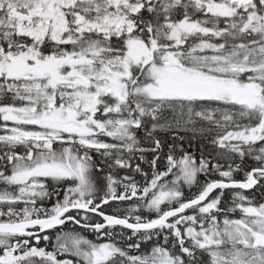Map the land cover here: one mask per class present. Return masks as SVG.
Segmentation results:
<instances>
[{
    "label": "snow or ice",
    "instance_id": "obj_1",
    "mask_svg": "<svg viewBox=\"0 0 264 264\" xmlns=\"http://www.w3.org/2000/svg\"><path fill=\"white\" fill-rule=\"evenodd\" d=\"M0 120V264H264V0H0Z\"/></svg>",
    "mask_w": 264,
    "mask_h": 264
},
{
    "label": "trees",
    "instance_id": "obj_2",
    "mask_svg": "<svg viewBox=\"0 0 264 264\" xmlns=\"http://www.w3.org/2000/svg\"><path fill=\"white\" fill-rule=\"evenodd\" d=\"M4 121L3 120H0V127H2L4 125ZM9 123V126H11V122H8ZM168 134L167 133H161V136H167ZM180 135L182 136H185V139L184 141L182 142H179L178 143H182L183 147L185 149H188L190 152L194 153L197 157V159H199L200 157V151L199 149L201 148L203 142L200 140V139H191V136L192 134L191 133H184V132H181ZM177 151H179V148L177 149ZM167 152V149H165V154ZM165 161H161V170L163 169V167L165 166ZM246 163L248 165H251L253 164V161H251L250 159L246 161ZM147 168V166H145ZM151 175V172L149 171V176ZM215 178H218V177H215ZM236 178L237 179H242L243 178V174H237L236 175ZM138 179L142 182L143 181V178L142 177H138ZM199 179L201 182H203V180L205 179V177L203 176V174H201L199 176ZM185 195H188L189 194V189L185 186L184 189H183ZM62 198V197H61ZM257 198H259V194H257ZM56 197H53L51 201H45L43 205H41L40 203H38V207L40 206H46V207H51V204L55 201ZM225 201H226V205L227 206H230V201H231V196H226L225 197ZM226 205H222V207H225ZM114 207V203L111 204V205H106L104 206V210L105 212H111L112 211V208ZM89 215H92V214H89ZM148 214L145 213V216H147ZM230 215H233V218H235L237 214H230ZM99 219V218H97ZM69 229H76L78 231H81L82 234L86 235L87 238L89 239H93L95 240V235L93 233H91L90 231L89 232H84V230H81L78 228V226L76 225H73L71 224L70 222L67 224V227L65 228V230H69ZM52 235V240L54 241V235H53V231H49ZM43 235V234H42ZM43 246V244L41 245ZM47 250H52L50 247L47 249Z\"/></svg>",
    "mask_w": 264,
    "mask_h": 264
},
{
    "label": "rangeland",
    "instance_id": "obj_3",
    "mask_svg": "<svg viewBox=\"0 0 264 264\" xmlns=\"http://www.w3.org/2000/svg\"><path fill=\"white\" fill-rule=\"evenodd\" d=\"M53 242H55V238H54V241ZM74 259V258H73Z\"/></svg>",
    "mask_w": 264,
    "mask_h": 264
},
{
    "label": "flooded vegetation",
    "instance_id": "obj_4",
    "mask_svg": "<svg viewBox=\"0 0 264 264\" xmlns=\"http://www.w3.org/2000/svg\"><path fill=\"white\" fill-rule=\"evenodd\" d=\"M42 234H43V233H42ZM42 234H41V235H42Z\"/></svg>",
    "mask_w": 264,
    "mask_h": 264
}]
</instances>
